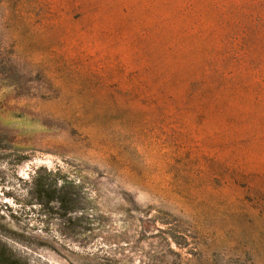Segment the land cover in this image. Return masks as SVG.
Returning <instances> with one entry per match:
<instances>
[{
	"label": "rangeland",
	"instance_id": "rangeland-1",
	"mask_svg": "<svg viewBox=\"0 0 264 264\" xmlns=\"http://www.w3.org/2000/svg\"><path fill=\"white\" fill-rule=\"evenodd\" d=\"M0 246L264 264V0H0Z\"/></svg>",
	"mask_w": 264,
	"mask_h": 264
},
{
	"label": "trees",
	"instance_id": "trees-1",
	"mask_svg": "<svg viewBox=\"0 0 264 264\" xmlns=\"http://www.w3.org/2000/svg\"><path fill=\"white\" fill-rule=\"evenodd\" d=\"M68 184L74 185L73 182H64L60 187L56 188V192H57L56 198L60 204V207L68 212L82 211L83 207H79L75 193L67 189ZM0 264H14V262L10 261L6 249L1 246H0Z\"/></svg>",
	"mask_w": 264,
	"mask_h": 264
}]
</instances>
